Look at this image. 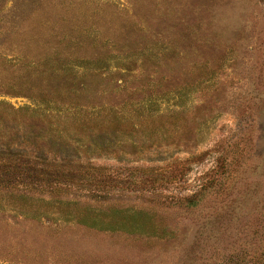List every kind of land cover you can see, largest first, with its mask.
<instances>
[{"label":"rangeland","instance_id":"obj_1","mask_svg":"<svg viewBox=\"0 0 264 264\" xmlns=\"http://www.w3.org/2000/svg\"><path fill=\"white\" fill-rule=\"evenodd\" d=\"M0 264H264V0H0Z\"/></svg>","mask_w":264,"mask_h":264}]
</instances>
